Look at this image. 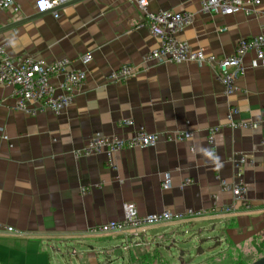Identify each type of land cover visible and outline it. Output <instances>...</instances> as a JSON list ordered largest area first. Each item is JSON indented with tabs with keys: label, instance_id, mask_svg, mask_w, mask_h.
<instances>
[{
	"label": "crops",
	"instance_id": "1",
	"mask_svg": "<svg viewBox=\"0 0 264 264\" xmlns=\"http://www.w3.org/2000/svg\"><path fill=\"white\" fill-rule=\"evenodd\" d=\"M17 1L20 10L0 11V43L7 54H31L47 61L69 57L87 76L72 104L60 114L18 111L14 86L0 83V127L9 137L0 132V223L16 229L0 228V262L109 264L118 247L142 241L128 249L129 264H133L129 252L150 246L148 233L153 232V240L159 241L156 248L162 249L165 241L176 242L189 230H195L196 241L204 243L202 239L219 228L218 236L227 244L222 262L236 263L235 249L241 255L253 237L264 233V65L256 53L246 55V72L238 78L240 91L231 97L215 80L210 66L195 63L152 65L127 81L114 83L108 80L113 69L141 63L143 55L160 43L142 24L144 14L136 3L59 0L49 10L44 0ZM148 3L155 12L196 13L180 39L218 56L232 53L241 37L262 32L264 3L254 15L203 13L199 0ZM88 52L93 58L83 64L80 57ZM52 82L58 83L59 77ZM232 103L239 108L238 121H257L260 126L229 127ZM125 121L134 124L125 125ZM211 125L224 126L213 146L207 140ZM142 126L157 132L191 130L195 136L187 141L161 138L151 147L124 149L114 155L113 164L104 155H75L93 133L130 137ZM213 147L219 162L213 160ZM238 153L256 160L255 166L245 169L251 207L238 202L234 211L213 213L216 203L233 202L232 192L222 188L218 176L233 180L235 167L230 158ZM167 174L173 179L170 189L162 187ZM185 178L194 182L182 187ZM83 187L90 191L83 194ZM126 202H135L143 215L189 208L208 212L155 224L137 234L90 232L95 225L122 219ZM181 262L188 264L183 258Z\"/></svg>",
	"mask_w": 264,
	"mask_h": 264
},
{
	"label": "built area",
	"instance_id": "2",
	"mask_svg": "<svg viewBox=\"0 0 264 264\" xmlns=\"http://www.w3.org/2000/svg\"><path fill=\"white\" fill-rule=\"evenodd\" d=\"M46 9L53 10L59 4V0H44ZM136 3L143 11L142 24L150 29L152 34L160 41L159 45L146 52L139 64L125 63L113 69L108 75V80L121 83L137 75L138 72L148 69L152 65L168 63H195L199 66L208 65L213 69L214 78L225 88V94L231 97L240 91L238 78L246 72L245 57L250 52H255L261 64L264 65V22L262 32L250 37H241L235 50L225 56L208 53L204 48H194L186 40L180 39V33L190 25L196 13L188 10L165 9L155 12L149 8L148 0H127ZM201 11L211 15H233L244 11L248 15L258 14L259 6L264 0H199ZM14 8L20 10L17 0H0V11ZM58 17L59 14L55 13ZM226 30V27L223 28ZM93 58L91 52L80 57L83 64L89 63ZM87 73L84 69L74 66L69 57L54 61H47L31 54L11 57L7 54L6 46L0 43V83L14 86L15 109L26 115H37L42 111H52L55 114L62 113L73 102L76 94L81 90ZM54 77H59L58 83H53ZM239 108L233 104L228 112V126L232 128L257 129L260 123L257 121H238L235 116ZM125 125H133L134 121H125ZM223 125H211L207 129V140L213 146L216 143V135ZM0 132L3 128L0 127ZM4 133V132H3ZM4 138L8 135L4 133ZM194 131L177 129L175 131L157 132L149 131L145 127L130 137L118 134L93 133L87 143L75 150L77 157L104 155L113 164L114 155L124 149H141L154 146L161 138L167 140L187 141L193 139ZM264 145V138L261 141ZM195 149L194 146L191 147ZM213 149V160L219 162L218 152ZM234 164L235 173L232 181L218 176L224 190H230L233 194V202L229 204L216 203L211 211L231 212L236 209L238 202L244 207L250 208L247 202L248 185L245 178V169L256 165V160L246 153H238L230 158ZM192 178H185L181 186L191 185ZM173 186L171 175L167 174L162 182L164 189ZM83 194L90 191L89 187L81 189ZM264 199V197H263ZM206 209L189 208L184 211L164 210L150 214H140L135 202H126L124 205V217L119 220H109L90 228L94 235L125 233L131 231L137 234V230L169 221H181L191 217L204 215ZM0 228L14 232L11 225L0 223ZM127 234V233H126ZM129 249L140 242H127Z\"/></svg>",
	"mask_w": 264,
	"mask_h": 264
},
{
	"label": "rangeland",
	"instance_id": "3",
	"mask_svg": "<svg viewBox=\"0 0 264 264\" xmlns=\"http://www.w3.org/2000/svg\"><path fill=\"white\" fill-rule=\"evenodd\" d=\"M218 230L219 228H215L214 231L211 230L208 234L218 235ZM195 233V230H189L187 233L178 236L176 242L167 240L164 244L165 247L162 249H160L159 247V250H161L170 264H182L181 258H183L184 261L188 264H223L221 259L223 255L222 250L227 246V244L223 241L215 249L210 250L209 247L212 246L213 243L211 241H209L208 243H200L199 239L196 241V237H194ZM151 234H153V232L148 233L146 238L147 240H149L150 246H144L148 250H151L150 247L155 249L156 247H158L156 245L159 243V241L153 240ZM123 242L124 240L121 241L119 246H121ZM198 246H200L204 250L203 253L197 252ZM117 250L118 252H115L113 256H111L112 261L109 264H129V260L127 257L128 249L125 248L124 245H122L121 247H118ZM235 250L238 252L236 256L237 260H239L240 256L241 258L244 257V261L249 263H252V261L257 259L261 255L259 253H255L256 251L252 254L248 250H245V252L242 251L241 255H239L240 249ZM181 251H185L183 257L180 256ZM125 257H127V259Z\"/></svg>",
	"mask_w": 264,
	"mask_h": 264
},
{
	"label": "trees",
	"instance_id": "4",
	"mask_svg": "<svg viewBox=\"0 0 264 264\" xmlns=\"http://www.w3.org/2000/svg\"><path fill=\"white\" fill-rule=\"evenodd\" d=\"M251 240H252V243L248 247L249 248L248 251L252 254L256 251L255 253L261 254L258 257V258H260L261 256L264 255L263 254V252H264V233H261L255 237H253ZM144 246L145 245L134 247L130 250V252H129L130 253V260L133 262V264H152V263L169 264L168 260L165 258L164 255L161 254V252L158 248H155L153 250H148ZM154 261H156V262H154ZM250 263L245 262L244 257H243V258H240L239 260H237L236 263H234V264H250Z\"/></svg>",
	"mask_w": 264,
	"mask_h": 264
},
{
	"label": "water",
	"instance_id": "5",
	"mask_svg": "<svg viewBox=\"0 0 264 264\" xmlns=\"http://www.w3.org/2000/svg\"><path fill=\"white\" fill-rule=\"evenodd\" d=\"M42 14V13H41ZM202 242H207V241H214V244L212 246L209 247L210 250L215 249L218 245L221 244V237H219L218 235H211L206 239H202ZM200 246L198 247L197 252L200 253V251H202L203 249L201 248L200 250ZM184 255V251H181L180 256L183 257ZM0 264H3L0 262ZM250 264H264V255L261 256L260 258L256 259L255 261H253Z\"/></svg>",
	"mask_w": 264,
	"mask_h": 264
}]
</instances>
